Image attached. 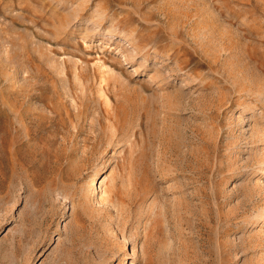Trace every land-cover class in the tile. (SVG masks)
I'll use <instances>...</instances> for the list:
<instances>
[{
  "label": "rangeland",
  "instance_id": "374dc122",
  "mask_svg": "<svg viewBox=\"0 0 264 264\" xmlns=\"http://www.w3.org/2000/svg\"><path fill=\"white\" fill-rule=\"evenodd\" d=\"M0 264H264V0H0Z\"/></svg>",
  "mask_w": 264,
  "mask_h": 264
}]
</instances>
